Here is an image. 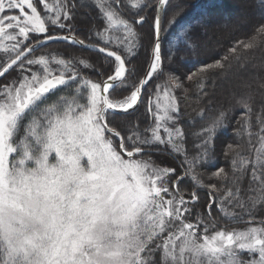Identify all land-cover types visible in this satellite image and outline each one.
Masks as SVG:
<instances>
[{"label": "trees", "instance_id": "1", "mask_svg": "<svg viewBox=\"0 0 264 264\" xmlns=\"http://www.w3.org/2000/svg\"><path fill=\"white\" fill-rule=\"evenodd\" d=\"M157 2L122 0L120 7L113 6L120 16L121 9L128 12L125 18L137 39L131 51L112 40L105 42V33H116L124 26L110 29L97 7L92 5L95 20H83L79 25L76 35L80 39L116 51L129 67L122 82L109 92L113 100L131 96L145 74L155 43ZM243 11L251 12L246 26L232 23V34L214 30L205 39L212 26L227 25ZM142 16L145 22L137 24L134 18ZM164 17L161 63L147 83L140 105L130 113L107 111L106 123L120 133L124 149L150 150L136 158L154 168L169 169L162 183L185 205L183 214H178L181 221L191 224L196 241H204L220 228L247 225L237 221H264V0H169ZM64 30L51 25L49 33ZM36 39L32 37L17 50H0V70ZM115 67L116 61L108 55L62 41L42 46L16 65L0 80V90L12 81L19 84L56 75L65 80L19 117L11 138L19 151L14 160L27 149L33 151L37 138L44 142V130L53 121L68 112L81 115L90 109L92 85H102ZM165 88L171 91L176 106L169 121L174 130L155 138L158 118L153 101L159 89ZM104 130L122 157L129 158L122 152L119 138ZM189 199L192 201H186ZM173 218L174 228L183 224L179 217ZM138 222L143 225L138 235L142 245L133 264H163L165 252L160 243L171 231L155 237L147 228L150 221L142 217ZM239 257L241 262L247 261L246 252ZM192 262L188 264H196ZM0 264H5L2 256Z\"/></svg>", "mask_w": 264, "mask_h": 264}, {"label": "rangeland", "instance_id": "2", "mask_svg": "<svg viewBox=\"0 0 264 264\" xmlns=\"http://www.w3.org/2000/svg\"><path fill=\"white\" fill-rule=\"evenodd\" d=\"M116 4L117 0H92L97 9L102 7L104 22L110 29L126 26L116 33H105V42L112 40L114 45L122 44L124 50L131 51L137 39L134 30L114 10ZM41 8L50 13L49 22L42 18ZM85 12L86 22L95 20L88 9ZM250 15L243 11L227 25L212 26L205 39H210L214 30L232 34L231 24L246 26ZM70 17L69 5L58 6L57 0H0V26L6 27L0 33V50H17L32 37L53 34L49 33V24L63 25ZM108 56L116 61L114 74L107 78L110 79L119 75L121 64L116 57ZM52 77L19 84L12 81L0 90L2 262L133 264L141 252L138 235L143 225L138 220L143 217L151 223L147 228L152 236L171 231L170 237L160 243L165 252L163 264H264V225L220 228L204 241L195 240L191 224H184L182 215H178L183 214L185 205L162 183L169 169L149 166L135 157L138 151L127 155L129 158L122 157L106 134L101 120L103 84L92 85L90 109L81 115L68 112L53 121L44 130V142L37 138L33 151L27 149L14 160L19 151L11 138L17 121L44 96L43 85ZM136 97L135 90L121 100L108 95V101L116 107H128ZM153 103L158 118L154 137L159 138L163 131L169 134L174 130L169 121L174 118L176 106L167 88L159 89ZM106 113L105 110V120ZM172 216L179 217L183 224L174 228L176 219ZM245 252L247 261L241 262L238 256Z\"/></svg>", "mask_w": 264, "mask_h": 264}, {"label": "water", "instance_id": "3", "mask_svg": "<svg viewBox=\"0 0 264 264\" xmlns=\"http://www.w3.org/2000/svg\"><path fill=\"white\" fill-rule=\"evenodd\" d=\"M168 1L169 0H159L158 1L157 7H156V36H155V43L153 45L152 52H151L150 61H149V64L147 66V69L145 71V74H144L141 82L137 86L136 100L134 101V103H132V105H130L128 107H116V106L111 105L108 101L109 92L114 87H116L119 83H121L127 74L128 67L126 65V62H125L123 56L120 55L119 53H117L116 51L112 50V49L106 48V47L101 46V45L87 43V42H85V41H83V40H81L75 36H71L68 34L67 35L66 34H59V35H51V36L43 37V38L31 43L30 45H28L23 51H21L17 56H15L3 69L0 70V80L2 78H4L9 72H11V70L16 65H18L22 60H24L29 55L36 52L42 46H44L48 43L54 42V41L73 42L79 46L86 48V49H89L92 51H97V52H100V53H103L106 55H111L113 57H116L121 64V72L116 77L107 79L102 85L101 94H102V99H103V109L101 112V120L103 121V124L105 125V128L107 129V131L115 134L119 138L120 148L123 151L122 136L120 135L119 132H117L116 130L107 126V124L105 123V119H104V111L106 110V111H110L113 113L124 114V113H130V112L134 111L140 105L142 98H143V95H144L145 87H146L147 83L150 81V79L152 78V76L155 72L156 65L157 64L159 65L161 63L162 41H163V33H164V18H165L164 15H165V9H166ZM4 30H6V27L0 26V33L3 32ZM64 79H65V77L62 75L54 76L43 85V89L45 91H49L52 87H54V86L58 85L59 83H61L62 81H64ZM137 151L138 152H145V151H150V150L149 149H137V150H132L129 153L124 151V153L126 155L133 156L137 153ZM213 203H214V199L212 201V204ZM257 221L264 223V221H262V220H251V219L250 220H240L237 222L249 223V222H257ZM257 243H259V242H257Z\"/></svg>", "mask_w": 264, "mask_h": 264}, {"label": "flooded vegetation", "instance_id": "4", "mask_svg": "<svg viewBox=\"0 0 264 264\" xmlns=\"http://www.w3.org/2000/svg\"><path fill=\"white\" fill-rule=\"evenodd\" d=\"M122 0H117V5L120 7V2ZM57 4L58 6H61V5H69V9H70V14H71V17L68 19V21H66L67 23L69 22V25H67L66 22L63 23V25H57L55 24V26H59V27H63L65 30L64 32H59V33H53V34H49V35H45V36H42L41 38L43 37H47V36H51V35H59V34H68V35H71V36H75L77 38H79L76 33L79 31L80 29V23L81 21H86V12L85 10L88 9L90 12L92 11V0H57ZM99 10H100V13H101V16L100 19L104 20V16H103V9L102 7L100 6L99 7ZM99 12V11H98ZM121 12H122V20H126L125 18V15L126 13H128L126 10H123L121 9ZM41 14H42V18L45 20V21H48L49 22V18H48V15L50 13H47V12H44V10L41 8ZM81 15H83L84 17H82ZM135 22L137 24H143L145 22V17H137V18H134ZM141 20V21H140ZM129 25V21L127 20L126 21ZM127 23H124L127 24ZM49 25H52L54 26L53 24H49ZM72 30V32H71ZM80 32V31H79ZM90 32V31H88ZM39 38V39H41ZM37 39V40H39ZM80 39V38H79ZM82 40V39H81ZM62 42H69V41H62ZM71 43V42H69Z\"/></svg>", "mask_w": 264, "mask_h": 264}]
</instances>
